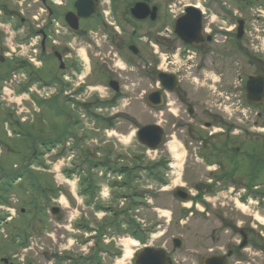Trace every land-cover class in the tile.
Segmentation results:
<instances>
[{
  "label": "rangeland",
  "instance_id": "obj_1",
  "mask_svg": "<svg viewBox=\"0 0 264 264\" xmlns=\"http://www.w3.org/2000/svg\"><path fill=\"white\" fill-rule=\"evenodd\" d=\"M171 1L176 2V4L177 2L180 3L177 4L178 8L183 5L196 4L195 0ZM2 3L6 4L8 13L12 10L14 16L18 15L19 20L24 19V28L35 27L33 23H36V21L32 17L39 14L33 0L25 2L21 0H0V57L5 54H10V57H12V60L8 59L1 63L2 65L0 64V70L2 71L0 73H2V76L6 74L5 78L2 77V80H6V85L0 83V86L4 87L5 85L8 89L10 88L6 94L2 93L1 95L0 93V177H2L0 178V201L2 200L0 203V261L6 259V264H55L57 262L61 264L63 263L61 257L67 256V253L69 254L68 258L72 259L71 261L77 262L79 257L89 255V249H94L96 252L105 249L107 251L108 249V253L101 260L102 264H133L134 253L141 249L143 245L168 247L171 237H177L178 234L179 236L188 235L184 233V229L173 224V222L185 219L184 216L191 220L210 221L209 224L213 226V219L229 220L235 225H241L245 221L257 225L259 224L257 221L262 220L260 224L264 228V199L261 200L260 195L254 194L255 196H252L251 199L246 196L247 199L245 200L243 191L244 186L250 185L252 179H254L253 176H256L258 180L255 181V184L259 186L257 192L264 193V172H257L261 168L260 161H264V154L259 156L260 160L256 158V162L252 161L250 155V152L253 154L256 149V152L264 153L262 137L253 129L252 125V122L256 119V117L253 119L254 110L250 109L248 112H244L245 117H242L239 113L233 114L232 121L236 123L237 129L247 127L249 132L243 137H234L232 143L237 146L239 144L245 145L248 156L243 155L234 159L236 161L234 165H237L238 172L229 180V178L214 177L216 173H213V171L219 166L224 167L226 164L208 167V163L202 162L200 150H197L200 147L199 143L197 140L190 139L186 130H182L183 133H171L173 137L168 138L166 147H162L156 153L145 152V148L138 145L136 138H134V128L150 122H157L158 125L164 128V118L154 119V114L150 115L148 113L142 104L143 101L135 100L126 108L129 109L131 114L143 113L136 118L137 120L133 121L132 125L128 121V123L121 121V118L116 120V108L109 109L111 106H108L107 109L96 111V115L101 116L103 119L99 124L97 121L95 124L90 120L84 121L89 136L87 139L83 135L82 130L84 127H79L76 131L81 136L74 133L77 140L83 138L79 143L78 150L82 151L91 161L97 159L104 166L98 167L102 175L106 174V179H102V177L100 178L102 180L97 179L99 187L96 190V200L94 202L96 205L120 213L129 204L128 196L133 195L131 193L136 192L141 199L137 210L133 211L130 208L128 210L129 215L135 221V225L143 230L140 232L138 229L139 235L143 238L141 240L145 241L137 244V241H133V238L131 239L128 235L121 236V231H118L120 235L111 231L112 233L108 234L113 236L111 242L108 240L107 235L105 238H98V245L94 246L93 242L91 243L90 234L80 233L74 226L79 223L83 226L87 222L93 229L99 228L101 231H106L110 227L112 216L110 212L105 210L97 211L93 207L85 208L82 205L78 180L83 173H86V170L81 165V159L74 158L72 160L73 157L69 153L68 146L59 148L61 155L54 156V152H51L50 145L59 136L67 123V119H61L49 110L43 112V109H49L47 103L50 102V99L39 100L34 96L35 94L39 98V95L46 97L50 89L51 74H49V71L57 69L58 64L55 61L47 63L43 69L37 72L38 76L34 74L33 77L36 81L34 82L33 79L29 87L32 93L27 92V94L21 95L18 93L19 90L15 86L18 81L23 79L21 74L25 70L21 72L18 68H9V64L11 62L14 66V63L18 62L20 57L32 55L33 48L20 44L21 38L22 42L28 40L23 38V34L28 29L25 28L18 32L17 29H22L20 24L15 27L14 23H3L5 13L2 9ZM172 23L173 20L164 10V24L171 27ZM97 34L90 33L85 46L81 45L79 41H75V51L73 53L76 55L74 59L77 62L73 58L71 59L72 63L78 65L81 73H76L77 78L73 76L75 87L71 85L70 88H76V84L83 85L82 82H86V93L81 97L85 103H91L92 107L97 101L105 102L110 99L108 98L110 91L108 92L106 89L105 82L94 84L93 74L96 69L107 71V66L101 62L103 56H105L104 60L107 61L108 59L114 60L116 56L114 51L111 50V54L107 55L110 43L108 40L104 41V38L101 39L100 35ZM65 37V35L60 36L59 41L63 43ZM30 42L31 40L28 41V43ZM20 46L21 48H19ZM124 54V58L129 56L126 51H124ZM141 55L140 52L137 58H141ZM130 59L132 58L130 57ZM141 61L142 59H140ZM29 68L32 67L29 66ZM113 70L121 75L119 81H122V78L124 79L125 92L133 91L130 85L134 83L133 78L136 76L129 72V67L115 58ZM140 70L142 71V66ZM214 80L217 81V79ZM21 82V85L26 83L25 81ZM27 83H29V80H27ZM152 88H155L154 83H152ZM138 98L142 99V96H138L136 99ZM33 99H37L38 102L42 103L43 108L41 110L33 105ZM55 108L64 111L66 114L69 113L71 119L78 118L79 112L77 115L71 114L65 103L57 105ZM17 110L18 112L23 110L22 115L26 116V123L21 126L10 124V121L14 122L19 118L16 113ZM12 113L13 115L9 116ZM32 115L35 122H32ZM236 118H239V120L236 121ZM172 120L175 121L176 119ZM5 123L9 124L10 127L9 125V128L5 127ZM107 125L112 128L106 127ZM165 129H167L166 126ZM218 129L222 128L214 127L216 132ZM9 132L12 137L9 136ZM224 137L214 138L215 141L221 142L224 141ZM47 145H49V149H47ZM33 151H35V155H32ZM241 152L245 153V149H241ZM106 154H109L111 159L107 160ZM254 157H257V155H254ZM165 158H170L167 169L164 170V166L154 169L153 172L157 174H154V179H150L149 168H153L157 163H164ZM71 164L77 169L64 168V166H70ZM22 165H28V168L24 171L23 178L19 182L12 183L13 188L10 189L11 187H8V185L16 177V172L22 168ZM123 166L131 169V177L138 178L127 187L124 184L126 176L117 177L120 175L117 168ZM64 169H67V171L75 169L70 181L65 180L62 174ZM164 173L166 176L165 185ZM13 176L15 177L13 178ZM122 183L124 185H121ZM251 184L253 185V183ZM208 186L213 187L212 191L208 192L209 189L206 188ZM43 188L48 192L45 196L40 194ZM198 188H200L201 193H199ZM178 189H183L188 195H191V200L182 201L178 199L174 194ZM194 197H198L199 201L195 200L193 202ZM30 202L31 204L28 206L26 203ZM52 207H59L61 210L58 216L59 222L49 214ZM9 208L14 209L15 218L8 224H2V221L7 217L6 214L9 213ZM40 208L42 212L38 213ZM21 209L24 210L23 214L20 213ZM200 224L202 223L188 225L190 229L198 230ZM178 226L180 225L178 224ZM166 229L167 232H165ZM72 234L77 236L74 241L71 238ZM190 235H192L191 232ZM85 236L89 237V243L83 246L81 243ZM114 239L115 242H113ZM111 246L112 248H110ZM126 252L130 253L129 257H126ZM184 254L183 251H180L176 256V260L183 259ZM262 260L264 264V259ZM257 262L262 264L260 261ZM0 264L4 263L0 262Z\"/></svg>",
  "mask_w": 264,
  "mask_h": 264
},
{
  "label": "flooded vegetation",
  "instance_id": "obj_2",
  "mask_svg": "<svg viewBox=\"0 0 264 264\" xmlns=\"http://www.w3.org/2000/svg\"><path fill=\"white\" fill-rule=\"evenodd\" d=\"M76 1L33 0L39 14L32 17L36 21L33 23L35 27H25L28 32L23 34V38L28 39L23 43L31 40L28 45L33 48L32 61L40 62L41 69L52 61L58 64L57 69L49 71V103H65L69 110L83 111L82 107L86 104L81 96L86 93V82L70 88L71 85L75 87L73 76L77 78L76 73H81L78 65L71 61L72 58L76 61L74 43L79 41L85 46L88 35L98 33L101 39L110 43L107 55L111 54L110 50L114 51L115 58L122 60L129 67V72L136 76L130 85L133 91L125 92L124 79L119 81L121 75L113 70L115 58L107 61L103 56L101 62L107 66V71L96 69L94 81L105 82L106 87L111 81H116L119 89L106 104L111 106L109 109L117 108L123 97L134 101V98L142 96L145 101L147 95L155 89L152 83L156 85L159 74L164 73L167 81L164 90L160 89L164 97L163 113L160 115L164 118V147L168 138L173 137L171 133H183L182 130H186L189 138L199 143L197 150H200L202 162L208 163V167L226 164L224 167L218 165L219 168L213 171L216 173L214 177L230 179L236 175L238 169L234 159L247 153L245 145L237 146L232 140L247 135L249 131L247 127L237 129L236 123L232 121L233 114L239 113L245 117L244 112L252 109L256 117L252 122L253 127L264 126V95L258 105H252L248 101L251 92H247L250 78L261 77L264 81V0H195L203 12L202 42L190 46L181 43L173 28L164 24V10L170 18L173 13L179 17L185 8L192 6L190 4L178 8L177 4L180 3L171 0H96L93 15L85 20L76 14ZM137 3L143 4L142 21L134 20L131 14ZM2 9L5 13L3 23H13L17 19L22 27L17 31L25 29L24 19L19 20L12 10L8 13L5 3H2ZM72 21H75V30L70 26ZM62 35L66 36L63 43L59 41ZM132 46L136 47L135 55L129 50ZM124 51L129 55L128 60L124 58ZM140 52L141 58H137ZM34 74L35 71L31 70L23 86L30 87ZM126 116L118 115L117 112L115 117L116 120L121 118V121L130 123V117ZM95 120L98 122L101 119L95 117ZM75 122L79 123V120ZM216 126L222 129L216 132ZM231 135L233 137H224ZM214 137H224V141L217 142ZM241 149H245V153ZM256 151L253 154L250 152L253 162H256V158L260 160L259 156L264 154ZM169 162L170 158L164 159V170ZM258 172L264 171L259 169ZM165 177L164 173V180ZM206 188L208 192L212 191L211 186ZM174 194L176 196V191ZM195 200L198 202L199 198L192 199L193 202ZM184 217L173 224L184 229L188 235L178 234L177 237H171L168 247H158L164 249L169 264H205L206 260H215L216 264L262 263V225L248 221L235 225L229 220L213 219V226L209 224L210 221ZM199 223L202 224L198 230H192L188 225ZM180 251L185 254L183 259L177 261L176 256Z\"/></svg>",
  "mask_w": 264,
  "mask_h": 264
},
{
  "label": "water",
  "instance_id": "obj_3",
  "mask_svg": "<svg viewBox=\"0 0 264 264\" xmlns=\"http://www.w3.org/2000/svg\"><path fill=\"white\" fill-rule=\"evenodd\" d=\"M83 0L76 2V9L78 11V16L81 18H87L93 11L82 12L79 6ZM90 3L91 2H87ZM143 4H137L132 10V16L137 20H143L141 17ZM84 9V8H83ZM202 16L201 13L192 7H187L184 10V15L178 17L174 23V33L185 45H198L202 42ZM241 34H239V37ZM159 79L163 85L167 80L164 79V75L161 74ZM169 79V78H168ZM247 92L251 95L248 99L252 103H260L264 95V81L261 77L250 78L247 82ZM258 95H260L258 97ZM148 102L154 106H158L161 103L160 95L158 93L151 94L148 97ZM138 141L151 150H157L163 144L164 133L156 126H146L141 128L137 133ZM178 197L182 200H187L185 194L178 192ZM52 214H58L59 210L56 208L51 209ZM137 264H169L166 255L159 250H144L142 251L137 259ZM205 264H216L215 260H206Z\"/></svg>",
  "mask_w": 264,
  "mask_h": 264
},
{
  "label": "trees",
  "instance_id": "obj_4",
  "mask_svg": "<svg viewBox=\"0 0 264 264\" xmlns=\"http://www.w3.org/2000/svg\"><path fill=\"white\" fill-rule=\"evenodd\" d=\"M254 177V179H252V181H251V183H253V185L255 184V181H257L258 180V177H256V176H253ZM257 183V182H256Z\"/></svg>",
  "mask_w": 264,
  "mask_h": 264
},
{
  "label": "bare ground",
  "instance_id": "obj_5",
  "mask_svg": "<svg viewBox=\"0 0 264 264\" xmlns=\"http://www.w3.org/2000/svg\"><path fill=\"white\" fill-rule=\"evenodd\" d=\"M262 220L260 221H257V223L259 222V224L261 223ZM261 225V224H260ZM130 256V253L129 252H126V257H129ZM122 260V259H121Z\"/></svg>",
  "mask_w": 264,
  "mask_h": 264
}]
</instances>
